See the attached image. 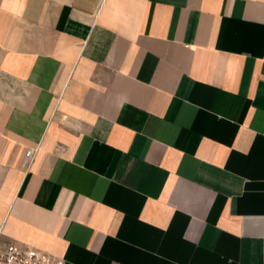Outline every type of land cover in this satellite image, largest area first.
<instances>
[{
    "label": "crops",
    "instance_id": "obj_1",
    "mask_svg": "<svg viewBox=\"0 0 264 264\" xmlns=\"http://www.w3.org/2000/svg\"><path fill=\"white\" fill-rule=\"evenodd\" d=\"M1 186L63 264H264V0H0Z\"/></svg>",
    "mask_w": 264,
    "mask_h": 264
},
{
    "label": "built area",
    "instance_id": "obj_2",
    "mask_svg": "<svg viewBox=\"0 0 264 264\" xmlns=\"http://www.w3.org/2000/svg\"><path fill=\"white\" fill-rule=\"evenodd\" d=\"M33 156V150L26 151L28 159H32ZM0 264H63V261L35 247L6 241L0 235Z\"/></svg>",
    "mask_w": 264,
    "mask_h": 264
},
{
    "label": "rangeland",
    "instance_id": "obj_3",
    "mask_svg": "<svg viewBox=\"0 0 264 264\" xmlns=\"http://www.w3.org/2000/svg\"><path fill=\"white\" fill-rule=\"evenodd\" d=\"M3 189H4V186H1L0 187V193H2ZM5 189H6V187H5Z\"/></svg>",
    "mask_w": 264,
    "mask_h": 264
}]
</instances>
